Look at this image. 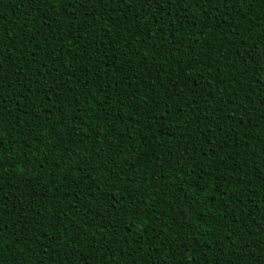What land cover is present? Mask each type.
Listing matches in <instances>:
<instances>
[{
  "label": "trees",
  "instance_id": "obj_1",
  "mask_svg": "<svg viewBox=\"0 0 264 264\" xmlns=\"http://www.w3.org/2000/svg\"><path fill=\"white\" fill-rule=\"evenodd\" d=\"M0 264H264V0H0Z\"/></svg>",
  "mask_w": 264,
  "mask_h": 264
}]
</instances>
